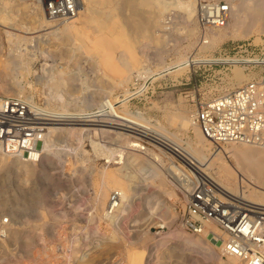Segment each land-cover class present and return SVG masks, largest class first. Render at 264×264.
<instances>
[{"label": "rangeland", "instance_id": "rangeland-1", "mask_svg": "<svg viewBox=\"0 0 264 264\" xmlns=\"http://www.w3.org/2000/svg\"><path fill=\"white\" fill-rule=\"evenodd\" d=\"M193 1L195 6L197 0ZM215 1L228 5L230 3L229 0ZM230 1L232 5L237 6L243 0ZM26 2L37 4L36 0ZM118 2L119 0H114L110 6L96 4L98 16L102 18L106 13L104 19L111 15L113 19L115 17L122 19V16L129 15L130 12L127 10L117 9L120 8L116 5ZM24 9L19 7V10L1 12L0 29L13 34L20 33L17 35L28 38L38 35L39 40L24 39L22 42L12 37L13 43L9 48L12 52L14 50L12 53L8 51L7 42L0 35V62L9 52L17 55L21 48L28 46L27 53L24 52L20 61L26 62L29 70L20 72L16 78H6L11 84L15 81L20 82L22 93L19 91V95H15L17 94L15 91V94L13 92L0 94V98L11 96L26 98L27 95H32L33 102L43 105L48 110L60 109L59 102L50 103L48 100V97L50 98L48 88L51 84H47V79L50 80V77L54 79L55 84L58 82L61 84L53 87L59 88L61 90L58 89L59 93L69 102L67 105L69 112H77L81 102L82 109H86L85 112L95 111L100 109L98 105L109 98H123L124 90L129 91L133 75L143 68L148 71L146 67H149L153 73L169 66L181 55L189 60L190 57L194 60L209 59L220 52L230 51L237 44L248 43L257 50L264 44V32L260 35L262 41L259 42L255 40V34L244 37L238 35L237 31L233 38H227L212 48H202L203 39L205 41L209 39L208 36L203 37L201 34L196 19L184 25L179 8L171 3L164 4L160 6L159 27L143 29L139 33V38V34L134 33L136 37L132 30L124 28L126 32L129 31L127 34L130 39L134 40L131 44L134 45L132 50L138 64L129 71L128 74L132 76L130 80L125 84H119L118 79L126 73L121 64L123 47L122 49L121 46L118 47L120 49L116 47L110 51L109 57L114 64L113 68L116 66L118 70L111 68L108 63H103L101 56L103 50L93 51V42L96 39L95 35L98 36V30L96 31L95 23L85 20L90 13H87L84 22L76 23L79 32L73 38L58 31L50 33L61 27V21H54L46 30L38 28L41 31L36 32L38 29H34V25L31 24L29 26V22L24 18L31 10ZM101 12L104 14L101 15ZM42 15L46 17L43 9ZM93 24L96 27H93ZM191 27L195 28L196 34L187 38L186 30ZM29 31L35 33L30 34ZM39 46L41 49L47 48L48 51L43 53ZM77 46H80L79 49H76ZM87 48H92V51ZM253 74L257 76L258 72L249 73L242 67H232L230 71L223 72L215 67L209 69L208 65L203 63H194L184 70L171 71L166 75L151 78L147 84L148 91L144 89L137 98L127 101V109L131 113L142 114L154 126H165L170 133L178 134L180 142L184 143L188 137L193 138L194 135L189 127L185 130L181 128L179 118H191L198 102L238 87L249 81L246 77ZM234 75L240 76L244 81L237 85ZM170 117L174 119L171 120ZM110 118L107 115L101 119L109 122ZM75 126L82 129L80 141L74 142L75 151H70L72 154L66 156L63 168L51 170L54 180L46 175L40 176L39 173L25 174L12 162L14 156H6L4 160H0V264H77V258L83 253L90 252V249H94L93 247L100 241L109 239L113 241L114 246L98 252L94 264H195L194 258H190L195 254L191 253L194 248L191 251L190 247L196 240L209 254L218 253L216 260L212 261L210 256V259L200 264L228 262V257L222 256L218 250L221 246V236L214 224L206 223L204 230L199 234H192L183 229L181 216L186 207L187 194L176 183V172L171 170L173 166L171 160L175 157L173 153L150 140L137 138L119 128ZM130 141L143 145L145 149H140L141 152L131 149V146L128 147ZM228 145L221 147L225 150ZM216 151L218 147L207 142L206 156ZM215 165L227 168L231 175L225 176L223 170L214 169ZM215 165L207 170L213 179L221 182L234 194L244 191L248 198L256 200L260 198L259 200L264 202V197L255 194V191L264 192V183L243 175L241 163L235 154L223 151ZM153 168L161 172L162 179L151 174ZM101 171L117 176L121 181L122 187L113 185L107 189L104 205L108 210L110 201L121 202L112 212L114 215L117 214L114 222L101 216L100 205L95 201ZM122 188L123 196L119 190ZM130 254L134 257L133 262L128 259Z\"/></svg>", "mask_w": 264, "mask_h": 264}, {"label": "bare ground", "instance_id": "bare-ground-1", "mask_svg": "<svg viewBox=\"0 0 264 264\" xmlns=\"http://www.w3.org/2000/svg\"><path fill=\"white\" fill-rule=\"evenodd\" d=\"M36 1H37V4H36V2L35 3L34 2L27 3L26 0H21V1H18V0H14V1H12V0H10V1L0 0V13L3 11H6V10H10V11L15 10V9L19 10V7L23 8V9L26 8L28 10H31L29 14L27 13V15L24 12V14H25L24 18L27 19V21L29 22V26L31 24L32 26L34 25V27H33L34 29L35 28L36 29L42 28L41 30H46L49 28L50 24L53 23L54 21H52V20H50L47 17H44L42 15V9H43L42 7L43 6L41 5L40 0H36ZM113 1L114 0H78V14L76 15V17L73 19H70V20L61 21V27L50 31V33L54 34V32L56 33V31H58V32L64 34V36L66 35V36H70V37L72 36L73 37L75 35H78V32H79V30H78L79 27H78V25L76 26V23L84 22L85 20H90L92 23H95L97 28H98V29L96 28V31L98 30L99 34L97 33L98 36L95 35L96 39H94V42H93L94 43L93 51H95V50L98 51V49H99L101 52L103 50L101 56L103 57L102 60H103L104 64L108 63L109 66L111 68H113L114 64H113L112 60H110L111 57H109L111 54L110 51H113L116 47H117V49H120V48L122 49V47H123L124 55L121 56V59H122L121 64H122L123 69H125V72L127 74L124 73V71L122 69L124 76L122 78L119 77L120 79H118V81L116 78V81L119 84H122V83L125 84L132 77L131 74L130 75L128 74L129 71L133 70L134 67H136V65L138 64V60H137V58L134 55L133 50H132L133 49L132 47L134 45L132 46L131 42H133L134 40L132 41V39H130L127 32L132 30L133 31L132 34L137 33V35H138L140 32L143 31V29H149V28L154 29V27H157L158 25L160 26V21H159L160 20V6L164 5V4H170V3L173 4L174 6H176L177 8H179V10L181 12L182 22H184V25H186V23L191 22L195 18L194 15H195V10H196V3L194 6L193 0H156V1H154V0H119L118 4H116V5L120 8H117V9H123L125 11L127 10V12H130L129 15L126 14L125 16H122V19H120L121 17L118 19L115 16H114L115 19H113L112 15L110 17L108 16L107 18L105 17V19H104L103 17L106 15V13L104 14L103 12H101V15L103 13L104 16L102 17L103 19L100 18L101 16L100 17L98 16V14H99L98 9H97L98 6H96V4H99V5L106 4L107 6L108 5L110 6L113 4ZM229 2H230L229 3L230 11H229L228 17L226 18V20L222 24L211 28L210 30H208L205 33V35L208 36L207 38L209 40L203 41L202 48H208V47L212 48V46H214L215 44H217V43H219V42H221L227 38H230V37L233 38V36L237 35V34L235 35V33H238V32H239L238 35H241L244 37H248V36H251L252 34H255L256 35L255 40L259 41V42L262 41L260 35L264 32V0H243L242 2H240V4H237V6L232 5L230 0H229ZM135 7H137V8H135ZM112 11H115V10H112ZM87 13H90V15L88 16ZM110 13L111 12H109V14ZM86 15L88 17H86V19H85ZM119 15H121V14H119ZM0 17H2V16H0ZM133 17H136V18H133ZM96 26L94 25L93 27H96ZM125 27L128 28V30L129 29L130 30L126 32L124 29ZM22 28L23 27H21V29ZM24 28L26 29V27H24ZM185 29H186V27H185ZM41 30L38 29L36 32L41 31ZM30 31L28 33H30V34L35 33V32H30ZM148 32H149V30H148ZM17 34H20V33H17ZM17 34L16 33L13 34V32L10 33L8 30L0 29V35H1L2 39H5V41L7 42L8 49L11 47V44L13 43L12 37H14V39H18V40L20 39V41H22L24 39L25 40L29 39V40H33V41H36L37 39L39 40L38 35L28 38V37H24L22 35H17ZM53 34H52V36H53ZM194 34H196L194 27L188 28L186 30V37L187 38H191L192 36H195ZM143 35H145V34H143ZM143 35H141V36H143ZM134 36H136V35L134 34ZM139 37H140V34H139L138 38ZM148 37L150 38V36H148ZM154 37L156 39V36H154ZM150 40H152V39H150ZM0 44H1V42H0ZM145 44H146V42H145ZM7 47H6V49H7ZM59 47H61V46H59ZM79 47L80 46H77L76 49H79ZM118 47H120V48H118ZM27 48H28V46H24L23 48H21L17 55H12L11 54L12 50L7 49L8 51H11V52H9L8 55L6 56V58H4V60L0 62V94H10L12 92L15 94V91H16L17 94H15V95H19L18 94L19 91L22 90V86L20 85V82H18V81L13 82L14 81V79H13V81H12L13 84H11L8 82V80L6 78L7 77L16 78L17 77L16 75H19L20 72L29 71L28 66L25 65L26 62L24 63V62L20 61L22 56L24 55V52L26 51V53H27ZM29 48H31V47H29ZM38 48H40V46ZM38 48H35V49H37L36 51H39ZM46 49L40 48V50L43 53L48 51ZM87 49H90L89 51H92V48H87ZM13 52H14V50H13ZM26 53H25V55H27ZM121 53H122V51H121ZM178 57L179 58H177L176 61L170 63L169 66H167V67H163L161 70H157V71H154L152 73L151 69H149V67H146L148 69V71L143 68L139 72L144 73L145 76L148 78L154 79V78H156L154 76H162V75H166L167 73H169L171 71L184 70V69L188 68V66H191L194 63H207L211 60V58H209V59L208 58L207 59L202 58V59H197V60H194V59L191 60V57L189 60L187 57H184L182 55L178 56ZM2 59H3V57H2ZM17 59H19V60H17ZM26 61H27V59H26ZM115 68H116V66H115ZM115 68H113V69H115ZM116 70H118V67L116 68ZM119 70H120L119 72L121 74L122 73L121 67L119 68ZM115 72H117V71H115ZM122 75L123 74H121V76ZM255 76L256 75L253 74L250 77H246V79L251 80ZM234 77H235V79H234L235 83L237 85L241 84L244 81V79L241 78L240 76L234 75ZM48 83H49V85L51 84V87L48 88L49 93H50L49 94L50 98L48 97L49 102L52 103L53 101H57L60 103V109L59 110L49 108L50 109L49 111L55 115L63 117L62 122H59L56 125H53V126L48 128L46 136L44 137V140H43L40 148L38 149V151L40 150L39 154L35 153L34 155H31V158H25L24 156H20V155L14 156V157H12V162L16 166L20 167V169H22L25 174L39 173L40 176L46 175L49 177V179L54 180L53 174L50 173L51 170L62 169L66 163V156L72 154V152L70 153V151H75V147H74L75 143L74 142L80 141L82 129L76 128L75 125H90V124L83 123V122L82 123L74 122V121H76L77 116H79L81 114L83 115L85 113L86 109H82V102L80 103V105H79L80 107H79L77 112H69V109L67 108V105L69 104V102L65 101L62 94L59 93V90H60L59 88H58L59 90L54 88L55 87L54 85H57L59 82L57 84H55L54 79L52 77H50V80L47 79V84ZM62 83H64V81H62ZM115 84H116V82H115ZM21 93H22V91H21ZM128 94L129 93H128L127 89H125L124 94H123V98H119V97H116L115 99L109 98L105 102L103 101V103L100 106L98 105V107H100V109L98 108L99 113L95 114V115H89V116H91V117L92 116H98V115L101 116L100 118H96V120H95V121L98 120V122L99 121L101 122V123L97 124L98 126H105V127H109L112 129H117V128L122 129L124 131H127V133H130V134L137 136L138 138L140 137V138H145V139H149V140L153 141L158 146H161L164 149L170 151L171 153H173V155H175L177 157L182 156L184 158L190 159L198 167V170L203 171L206 174H208L207 170L210 167H212V165L214 167V165L217 164V161L220 160L223 151L233 153L236 155V157H238V160L241 163L243 175L250 177L251 180L255 181V179L256 180L258 179L259 181L261 180L264 183V148H260V147H256V146H252V145H247V144L232 143V144H229L228 147L225 148V150L221 146H217L218 151H216V153H213L209 156H206V153H205L206 144H207V142H210V141H208L202 135L199 128L193 124L192 118H188V119H186L185 117L179 118L180 123H181V128L183 127V129L185 130L189 127L191 129V131L193 132V135H194L193 138L188 137V140L186 142L181 143L180 139L178 138V134H175L172 132L170 133L166 129L165 126H163V125L154 126L142 114H139L137 112L136 113L129 112L127 109V101L129 102V98H128L129 95ZM26 99L30 102L33 101L32 95H27ZM72 100H74V99H72ZM50 103H48V104L50 105ZM82 111H84V112H82ZM107 115L109 117H111L109 119L110 121L109 122L102 121L101 118H103V116H107ZM170 119L173 120L174 118L170 117ZM175 119H176V117H175ZM105 123H107V124L105 125ZM118 135H120V134H118ZM128 136H129V134H128ZM60 143H64V145H61ZM236 144H238V145H236ZM128 147H130L131 149L133 148L134 150H136L138 152H141L140 149H145V148H142L140 145H138L136 142H131V144ZM146 152L147 151H145V153ZM133 153H137V152H133ZM76 154H74V155H76ZM134 155H136V154H134ZM6 156H9V155H5L4 153H2L0 151V160H4L6 158ZM108 157H110V156H108ZM156 166H158V165H156ZM215 168L219 171L223 170L225 173V176L231 175V172L227 168L219 167L218 165L217 166L215 165L214 169ZM171 170L176 171V168L171 166ZM151 174L153 176H158V177L162 176L161 172L157 168L151 169ZM208 175H210V174H208ZM99 176H101V178H100L101 181H100V183L98 185V189L95 193V201L100 205L99 207H100L101 212H102L101 216H103V218L105 220L114 222L117 214L114 215V214H112V212H113V210L115 211L114 208L116 206L118 208V204L121 202L116 203L114 201H110V203H108L109 207L107 206L108 210H106V208H104V205L106 204L107 189L113 185H120L121 181L119 180V178H117V176L108 175L102 171H101V175H99ZM106 177L108 178L107 180L105 179ZM211 177H213V176H211ZM161 179H162V177H161ZM214 180H215V178H214ZM215 181L222 188L227 190L228 192H230V193L233 192V191H230V189L228 190L227 187L224 186L218 180H215ZM160 186H162V185H160ZM120 187H122V186L120 185ZM185 189L189 190V187L186 186ZM119 190L122 191V192L121 191L120 192H121V196H123V188L119 189ZM124 192H126V191H124ZM240 192L241 193H235V194L242 195V197L244 199H246L250 202L256 203V201H257L256 204L264 205V202L259 200L260 198L258 200L251 199V198L247 197V195L245 194L244 191H240ZM232 194H234V193H232ZM255 194H259L262 197H264V192L255 191ZM124 196H126V195H124ZM258 202H260V203H258ZM117 208H116V210H117ZM120 209H122V208H120ZM208 224H210V223H208ZM208 227H210V226H208ZM220 236H221V240H222L224 237H223V235H221V233H220ZM95 245H96V243H95ZM113 246H114V243L111 239H109L107 241L105 240L103 242L100 241L95 247H93L94 249H92V250L90 249V252L89 251L87 253L85 252L80 257L77 256L78 258H77L76 263L77 264H94L96 262V258H97L96 256H97L98 252H101V251L106 250V249L113 247ZM190 249H191V251H192V249L194 250L191 253H195V254H193L192 257H190V258H194L193 263H195V264H200L201 262L205 261L206 259H210L209 258L210 256L212 257V259H211L212 261L216 260V255L218 254V253L214 254L211 252H210L211 254H209V252L206 249H204V247L200 243H198V240L193 242V245L190 247ZM218 250L221 252V246L219 247ZM21 253H22V251H21ZM19 257H21V256H19ZM128 259L132 262L134 261V257L131 254H130ZM224 264H241V262L234 257H228V262H226Z\"/></svg>", "mask_w": 264, "mask_h": 264}, {"label": "built area", "instance_id": "built-area-1", "mask_svg": "<svg viewBox=\"0 0 264 264\" xmlns=\"http://www.w3.org/2000/svg\"><path fill=\"white\" fill-rule=\"evenodd\" d=\"M40 2L45 16L52 21L70 20L78 14V0ZM229 11L230 6L225 2L198 0L195 19L203 37L208 30L222 24ZM203 64L223 72L242 67L258 74L234 89L198 102L191 116L193 124L215 146L239 143L264 148V44L258 50L248 43L237 44ZM150 79L142 72L134 74L129 100L137 98L144 89L147 92ZM98 113V110L87 111L74 122L98 126L101 122L95 120L101 116H89ZM62 119L22 96L0 98V151L25 158L39 154L48 128ZM171 161L176 168V183L187 194L181 216L183 229L199 234L205 223H212L224 237L222 256L234 257L241 264H264V205L228 192L210 175L198 170L190 159L175 156Z\"/></svg>", "mask_w": 264, "mask_h": 264}]
</instances>
